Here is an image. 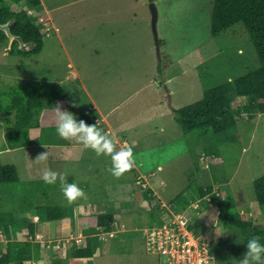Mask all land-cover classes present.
I'll use <instances>...</instances> for the list:
<instances>
[{
    "label": "rangeland",
    "instance_id": "374dc122",
    "mask_svg": "<svg viewBox=\"0 0 264 264\" xmlns=\"http://www.w3.org/2000/svg\"><path fill=\"white\" fill-rule=\"evenodd\" d=\"M213 1L42 0L41 6L34 9L26 2L9 1L12 11L28 10L41 28L44 45L34 53L20 54L15 50L8 56L0 42V91L30 81L43 91V100L49 105L51 83L68 78L63 87L69 97V111L77 120L86 112L92 103L86 95L87 88L102 113L89 111L90 114L104 117L101 130L116 138L117 150L128 145L136 157L135 168L116 179L108 171L110 157H98L80 144L72 150L45 144L51 140L44 137V132L51 133L56 127H31L28 135L34 139L33 144L9 153L4 134L6 121L0 115V166L13 163L20 176L19 182L0 184V214H14L16 221L9 227L12 239L26 240L29 224L37 221L38 235L34 240L47 247L44 263H93L91 258L65 257L66 247L72 246L75 237H91L99 248L94 264H159L158 258L146 250L144 230L164 217L166 210L158 207L164 203L169 207L175 204L176 210L198 219L195 228L213 240L216 264H236L245 253L243 236L238 229L225 226L217 215V197L209 193L213 205L207 199L200 200L198 211L181 206L193 199L199 188L210 184L221 198L250 216L255 225L264 226V211L255 199L253 185L264 175V113H245L231 130L205 136L184 135L177 122V109L260 66L242 23L218 37L212 36ZM151 2L159 12L160 56ZM3 101L9 100L6 97ZM73 103L79 106L72 107ZM212 146L221 154L216 170L204 152ZM46 151L47 163H35L38 154ZM45 167L65 174L68 183H77L87 199L69 204L59 181L49 185L42 180ZM146 188L151 189V200L145 196ZM76 203L88 208L78 213L84 216L112 213L117 220V227L115 222L111 228L115 235L103 242L98 230L72 233L63 229L65 224L69 226V220L57 224L42 219L44 207L51 205L69 207L70 212L74 209L70 216L77 217L76 208H72ZM34 213L39 215L34 217ZM7 241L4 228H0V243Z\"/></svg>",
    "mask_w": 264,
    "mask_h": 264
},
{
    "label": "trees",
    "instance_id": "16d2710c",
    "mask_svg": "<svg viewBox=\"0 0 264 264\" xmlns=\"http://www.w3.org/2000/svg\"><path fill=\"white\" fill-rule=\"evenodd\" d=\"M9 1L16 4L26 2L30 8L34 9L41 6L42 0H0L2 6L0 19L8 21L16 18V23L11 29L13 34L21 36L25 42H38L37 48L33 51L24 52L17 45L14 46V50L20 54L41 50L44 45V36L40 26L35 23L28 10L12 11ZM237 23H242L245 26L257 52L260 66L233 82L230 80L207 90L201 100L177 109L175 111L177 122L184 135L197 133L199 136H205L211 132L217 134L226 132L234 128L245 113L251 111L264 113V0L213 1L211 13V34L213 37H218ZM5 40H7L5 33L0 30V41ZM50 88L52 93L49 105L45 104L43 100V91L30 81L0 91V115H4V121H6L5 138L9 148L16 149L33 144L34 139H29L28 135L31 127L55 129V124L51 119L52 106L60 103L64 110L69 111V97L63 85L54 82L51 83ZM6 97L9 101H3ZM85 109L86 112L79 120H84L89 125L97 124L96 116L89 112L90 108L86 107ZM204 152L207 159L210 160L209 165L216 170L221 163L219 149L212 146L206 148ZM19 180V171L15 164L0 166V184L16 183ZM253 185L255 199L264 211V175L255 179ZM146 190L145 196L151 200L153 195L148 194L151 189L146 188ZM212 190L213 185L211 184L206 188H199L196 196L185 201L181 206H188L194 200L211 194ZM179 198L183 201L185 199L183 196ZM215 201L220 210V219L225 226L236 228L242 233L245 252L246 243L252 236L261 237V242L264 243V226L255 225L250 216L242 214L225 197H218ZM147 207H150L148 208L150 211L151 208L153 209L151 202L147 204ZM42 219L44 221L70 220L72 222L74 220L68 209L61 205L44 207ZM15 221L13 213L0 214V228H4L8 239L7 243H0V264H28V262L40 260L46 251L44 245L39 241L29 239L30 236L35 235V224H29L26 240L18 237L12 239L9 227ZM78 221L83 228L94 229L104 226L111 230L116 219L110 212H101L80 216ZM96 248L91 238L86 240L85 245L74 241L73 246L68 248V258L94 257Z\"/></svg>",
    "mask_w": 264,
    "mask_h": 264
},
{
    "label": "clouds",
    "instance_id": "9594fccd",
    "mask_svg": "<svg viewBox=\"0 0 264 264\" xmlns=\"http://www.w3.org/2000/svg\"><path fill=\"white\" fill-rule=\"evenodd\" d=\"M71 106L78 107L79 105L73 103ZM51 119L55 124L56 132L59 138L69 142L75 141L76 143L82 145L84 149L93 151L98 157H110L111 167L108 168V171L116 179L121 178L135 168L136 157L132 148L128 145H124L117 150L116 138L110 137L107 133L103 132L98 127L99 121L97 124L92 125H89L84 120L78 121L76 116L71 111L64 110L63 105L60 103L52 106ZM48 159L49 152H42L36 157L35 163L46 164ZM41 178L49 185H55L59 181L61 192L69 204L81 199H87L86 192L80 188L77 183H68L65 174L45 167L42 171ZM138 179H140V177H138ZM140 180H143V178ZM143 184H145L144 181ZM214 190H217L216 187ZM214 190L211 194L214 193ZM209 215L210 214H208V217ZM97 228H94V230ZM88 238L91 237H86L83 241L85 242ZM83 241L80 244H82ZM212 260L213 262L216 261L214 257H212ZM203 264H208V262L204 261ZM236 264H264V243L261 242V237L252 236L247 241L246 252L238 261H236Z\"/></svg>",
    "mask_w": 264,
    "mask_h": 264
},
{
    "label": "built area",
    "instance_id": "2783aa9c",
    "mask_svg": "<svg viewBox=\"0 0 264 264\" xmlns=\"http://www.w3.org/2000/svg\"><path fill=\"white\" fill-rule=\"evenodd\" d=\"M215 196L218 199L220 192L216 190L212 197ZM205 199L209 200L210 206L213 205L212 198L206 195L194 200L186 209L191 208L192 211H198L200 200ZM159 208L166 210L164 217L159 218V223L157 222L145 229L146 249L158 258L159 264H203L204 261H207L208 264H216V261L213 262L212 260V257L215 258L211 243L213 240L195 228L199 222L198 219H192L186 211L176 210L175 204L169 207L164 203H159ZM208 212L206 211L207 216ZM217 215L220 216L219 208ZM203 216L202 211L201 217ZM95 230H98L97 233L103 234V242L116 233L113 232V229L109 230L106 227H98ZM85 238L75 237L73 243L74 241L81 243Z\"/></svg>",
    "mask_w": 264,
    "mask_h": 264
},
{
    "label": "crops",
    "instance_id": "0c3cea01",
    "mask_svg": "<svg viewBox=\"0 0 264 264\" xmlns=\"http://www.w3.org/2000/svg\"><path fill=\"white\" fill-rule=\"evenodd\" d=\"M72 63V62H71ZM72 65H74L73 63H72ZM78 72V71H77ZM68 79V78H67ZM67 79H65V80H62V81H58V83H61L62 85H63V82L64 81H66ZM85 91H86V95L89 97V100L90 101H92V103H91V105H89V108H90V111H95V112H98V113H100V114H102L101 113V111H100V109H99V107H98V105H97V103H95V99L91 96V93H90V91H88V89L86 88L85 89ZM85 108V107H84ZM82 115V114H81ZM81 115H80V117H81ZM92 115V114H91ZM93 116H96V119L95 120H97V121H99V124H98V127L100 128V123L102 122V120L104 119V117L102 118V117H100L101 115H93ZM79 117V118H80ZM79 121V120H78ZM106 127H102V129H105ZM101 129V128H100ZM107 129V128H106ZM108 130V129H107ZM106 130V131H107ZM108 132V131H107ZM45 133V138L47 139V140H51L49 143H45V144H48L49 146H53V145H57V146H61V148H66V149H68V148H70L71 150H72V148L73 147H75V146H78L79 144L78 143H76L75 141H72V142H69V141H65V140H63V139H61V138H59V136L57 135V132H56V130H51V133H46V132H44ZM5 134V133H4ZM46 140V141H47ZM117 141V140H116ZM119 142V141H118ZM16 149H18V148H16ZM20 149V148H19ZM13 150L14 149H11V148H9V150H6V151H8L9 153L10 152H13ZM67 209H68V212H69V214L71 215L72 214V212H74V209H73V211L72 212H70L71 211V208H69V207H66ZM72 208H76V210H75V212L78 214L79 212H83V211H86V210H88V208L87 207H85V206H83L81 203H76V204H73V206H72ZM89 208H90V206H89ZM95 213V212H94ZM98 213H101V212H98ZM106 213V212H105ZM29 215H30V213H28ZM90 214H92V213H90ZM39 214H37V213H34L33 214V216L34 217H37ZM78 215H80V216H84V215H81V214H78ZM77 215V217L75 216H73V218H74V220H73V222L72 221H70L69 220V226H67L68 224H65V227L63 228V229H66V230H71L72 231V233H76V231H78V230H81V231H88L89 229L88 228H83V227H81L80 225H79V221H78V218L80 217V216H78ZM116 219V218H115ZM33 220V219H32ZM58 221H61V220H55V221H44L45 223H53V222H57V224H59V222ZM62 221H64V220H62ZM34 222H37V221H34ZM33 222V223H34ZM116 223V225H117V220L115 221ZM35 224V223H34ZM62 223L60 222V225H61ZM64 224V223H63ZM46 226H48V225H46ZM117 227V226H116ZM37 229H39V227L37 228ZM28 230H29V228H28ZM38 235V233L36 232V226H35V235L34 236H32L33 238V240H34V238L36 237ZM34 241H38V240H34ZM39 242H41L42 243V241H39ZM85 243H86V241H85ZM45 247V249H46V251L42 254V257H41V259L40 260H36V261H33V262H28V263H33V264H37L36 262H40L39 264H46V263H44V260H45V258H46V252L48 251L47 250V247L46 246H44ZM72 247V246H71ZM71 247H69V248H71ZM66 249H67V253H66V256L65 257H68V252H69V249L66 247ZM99 248L97 247L96 248V251H95V256L94 257H91V259H93V263H90V264H94V262H95V259L97 258L96 257V252H97V250H98ZM43 259V260H42ZM78 259H86V258H78ZM87 259H89V258H87ZM90 259V260H91ZM59 261V260H58ZM60 264V261L59 262H56L55 264ZM73 262L72 261H70V263L69 264H72Z\"/></svg>",
    "mask_w": 264,
    "mask_h": 264
},
{
    "label": "water",
    "instance_id": "95a60500",
    "mask_svg": "<svg viewBox=\"0 0 264 264\" xmlns=\"http://www.w3.org/2000/svg\"><path fill=\"white\" fill-rule=\"evenodd\" d=\"M2 9V6L0 5V11ZM150 9L152 13V26H153V31L155 35V40H156V45L158 49V53L160 56V43H159V37H158V32H157V21L159 17V12L158 8L155 4V2H151L150 4ZM16 23V18L10 19L6 23H0V30L3 31L9 38H10V43L9 46L11 47L13 42L17 40L20 45V49L24 52H30L33 51L37 48L38 42L35 41H30V42H25L24 39L20 36H15L11 30V27Z\"/></svg>",
    "mask_w": 264,
    "mask_h": 264
},
{
    "label": "flooded vegetation",
    "instance_id": "af4514ba",
    "mask_svg": "<svg viewBox=\"0 0 264 264\" xmlns=\"http://www.w3.org/2000/svg\"><path fill=\"white\" fill-rule=\"evenodd\" d=\"M10 20V19H9ZM8 20V21H9ZM8 21H2L1 19H0V23H6V22H8ZM14 26V25H13ZM12 26V27H13ZM12 27H11V29H12ZM4 33V32H3ZM6 35V34H5ZM15 36H19V35H16V34H14ZM6 37H7V40H6V42L4 41H0L1 43H4V48L3 49H5L4 50V53L6 54V55H8V54H10V55H8V56H11V55H13V53H14V46L15 45H17V47L18 48H20V45H19V42L17 41V40H15L14 42H13V44H12V46L10 47L9 46V43H10V38L6 35ZM21 37V36H20ZM13 58H14V56L13 57H11L10 58V60H13Z\"/></svg>",
    "mask_w": 264,
    "mask_h": 264
}]
</instances>
